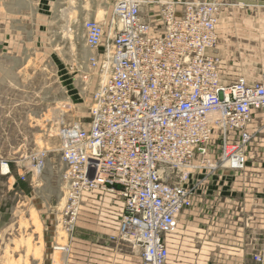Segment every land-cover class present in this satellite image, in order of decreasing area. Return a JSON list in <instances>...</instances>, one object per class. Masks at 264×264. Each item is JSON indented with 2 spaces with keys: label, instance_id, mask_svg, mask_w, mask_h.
Returning <instances> with one entry per match:
<instances>
[{
  "label": "rangeland",
  "instance_id": "obj_1",
  "mask_svg": "<svg viewBox=\"0 0 264 264\" xmlns=\"http://www.w3.org/2000/svg\"><path fill=\"white\" fill-rule=\"evenodd\" d=\"M116 1L0 0V165L10 166V174L0 171V264H141L134 246L113 238L123 211L116 193H85L72 234L59 225L68 195L60 131L74 121L88 127L103 79L90 64L96 52L84 24L107 22ZM180 1L221 6L224 83L264 81V0ZM162 7L144 6L155 33L165 31ZM248 131L247 142L240 132L228 139L241 144L243 169L222 160L218 136L206 158L197 156L196 199L166 238L169 264H264V113H254Z\"/></svg>",
  "mask_w": 264,
  "mask_h": 264
},
{
  "label": "built area",
  "instance_id": "obj_2",
  "mask_svg": "<svg viewBox=\"0 0 264 264\" xmlns=\"http://www.w3.org/2000/svg\"><path fill=\"white\" fill-rule=\"evenodd\" d=\"M154 3L163 6V33H155L143 13ZM220 10L216 2L117 0L107 22L85 21L86 43L96 52L90 64L107 79L95 94L88 127L74 121L60 131L68 194L61 225L68 234L83 195L107 190L123 200L113 238L134 246L141 264H169L166 238L196 199L197 156L206 158L218 136L222 160L244 168L241 144H228L229 134L240 132L242 143L250 139L254 113H264V81L223 82L216 54ZM36 164L41 172L43 159ZM0 171L10 174L9 163Z\"/></svg>",
  "mask_w": 264,
  "mask_h": 264
},
{
  "label": "bare ground",
  "instance_id": "obj_3",
  "mask_svg": "<svg viewBox=\"0 0 264 264\" xmlns=\"http://www.w3.org/2000/svg\"><path fill=\"white\" fill-rule=\"evenodd\" d=\"M106 79H107V75H106V73H105V75L103 76L102 81H103V80H106ZM62 161H63V160H62ZM89 166H90V175L93 176V174H94V172H95V163L92 162V163L89 164ZM210 167L212 168V167H214V166H210ZM4 170H7V169L4 168ZM36 172H38V173L40 172L38 168H36ZM63 203H64V201H63ZM61 219H62V215H61ZM60 224H62L61 221H60L59 225H60ZM64 230H65V228H64ZM65 232L68 234V232H67L66 230H65ZM55 247H56V249L60 250V248H61L62 246L59 244V245H56ZM56 262H57V261H56ZM65 263H66L65 261H62V262L59 261V262L56 263V264H65Z\"/></svg>",
  "mask_w": 264,
  "mask_h": 264
},
{
  "label": "crops",
  "instance_id": "obj_4",
  "mask_svg": "<svg viewBox=\"0 0 264 264\" xmlns=\"http://www.w3.org/2000/svg\"><path fill=\"white\" fill-rule=\"evenodd\" d=\"M38 235H39V233H38ZM40 236H41V235H39V238H40ZM65 260H66V259H64V258H61V259H60L61 262H62V261H65ZM65 262H66V261H65ZM54 264H56V263H54Z\"/></svg>",
  "mask_w": 264,
  "mask_h": 264
}]
</instances>
